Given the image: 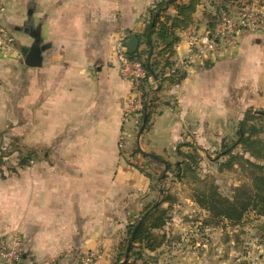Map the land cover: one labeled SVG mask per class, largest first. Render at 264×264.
Returning a JSON list of instances; mask_svg holds the SVG:
<instances>
[{
    "label": "crops",
    "instance_id": "crops-1",
    "mask_svg": "<svg viewBox=\"0 0 264 264\" xmlns=\"http://www.w3.org/2000/svg\"><path fill=\"white\" fill-rule=\"evenodd\" d=\"M158 1H7L2 22L15 41L0 57V115L13 103L15 130L53 147L45 150L46 161L0 179V233H22L25 264H77L79 253L115 242V233L120 238L133 215L119 196L133 191L136 173L120 159L117 143L132 137L139 114L124 118L131 86L120 74L115 45L136 34L139 49L145 46L140 37ZM206 12L202 3L194 23L179 31L176 57L186 54L190 32L207 28ZM235 47L264 57V31L242 32ZM227 55L222 49L216 57ZM218 58L198 60L185 78L164 82L159 96L179 105H164L147 135L181 130L175 126L183 119L176 117L188 118L190 107H201L207 120V70Z\"/></svg>",
    "mask_w": 264,
    "mask_h": 264
},
{
    "label": "rangeland",
    "instance_id": "rangeland-1",
    "mask_svg": "<svg viewBox=\"0 0 264 264\" xmlns=\"http://www.w3.org/2000/svg\"><path fill=\"white\" fill-rule=\"evenodd\" d=\"M221 1L203 0L209 18ZM226 49L225 59L216 57L221 49L210 57L219 60L207 70L211 78L207 98L212 103L207 120H203L206 114L202 108L194 106L188 118L187 113L176 117L183 119L175 126L181 130L147 135L153 123H146L141 131L145 107L133 113L139 116L132 137L123 135L117 143L120 159L136 173L133 191L119 196L125 201L124 205L120 200V205L128 204L127 213L133 215L127 217L120 238L115 233V242H103L94 256L90 253L97 249L79 253L77 264H122L134 228L152 209L144 236L134 243L130 264H264V232L258 228L264 223V215L258 211L264 209V203L259 200L246 211L242 203L248 190L258 191L256 187L263 182L255 178L264 172L249 162L264 166V57L252 48L243 52L236 47ZM154 80L148 81L144 93L154 87ZM146 94L147 101L150 96ZM162 101L179 105L178 99ZM5 109L6 115H0V179L4 181L20 175L21 169L46 161L45 150L53 149L25 136L29 131L17 132L13 103ZM159 113L157 110L153 118ZM243 120L247 122L245 137L250 139L239 143ZM175 131H181L180 136L174 135ZM137 147L149 154L134 156ZM163 161L169 170L159 180L165 169ZM221 199L234 201V206ZM236 209L242 212L240 219ZM219 211H227L232 218ZM129 254L130 250L127 258ZM19 264H25L23 258Z\"/></svg>",
    "mask_w": 264,
    "mask_h": 264
},
{
    "label": "built area",
    "instance_id": "built-area-1",
    "mask_svg": "<svg viewBox=\"0 0 264 264\" xmlns=\"http://www.w3.org/2000/svg\"><path fill=\"white\" fill-rule=\"evenodd\" d=\"M7 1L0 0V53L3 55L12 49L15 41L11 31L2 22V12ZM244 31H264V0H242L232 3L218 14L212 29L207 26L203 31L190 32L187 37L186 54L175 56L166 74H184L198 60L204 63L220 49L235 47L238 44L239 35ZM131 55L128 53L125 40H119L115 45V57L121 76L131 86L124 113L125 120H128L133 113H140L144 110V89L148 81L154 79L148 74L143 60ZM23 253V235L19 230L0 237V264H19ZM95 253H98V249L92 251L90 256H94Z\"/></svg>",
    "mask_w": 264,
    "mask_h": 264
},
{
    "label": "trees",
    "instance_id": "trees-1",
    "mask_svg": "<svg viewBox=\"0 0 264 264\" xmlns=\"http://www.w3.org/2000/svg\"><path fill=\"white\" fill-rule=\"evenodd\" d=\"M242 0H222L220 5H217L215 12L213 11V15L209 18L207 22V26L209 29H212L215 25L216 18L218 14L226 9L230 4L237 3ZM252 1V0H247ZM203 3V0H159L156 4V7L150 10V18L149 22L146 25L145 31L143 35L140 37L143 41L142 43L145 45L142 49H139L137 53L132 54V57H138L143 60L144 66L146 67L148 74L151 75L155 80L158 81V86L161 88L155 89L152 88L149 93H145L146 96H150L149 99L145 100V105L147 106V120L148 126L155 115L157 110L168 104H163V99L159 96L160 90L163 88L164 82H169L171 84L177 83L181 79L186 77V73L178 75L172 74L167 75L166 71L168 67L173 64L175 55H176V46L180 41L179 31L185 30L189 28L194 23V14L196 13L198 6ZM174 8V13H170L169 9ZM153 49V53L150 56V51ZM143 54L146 55V58H142ZM148 92V91H147ZM144 118V116H143ZM247 122L241 121L240 123V142L244 140H249L250 137H245L247 132ZM141 155L147 156L145 151H143L140 147H137L134 151V156ZM255 155V154H254ZM252 165H256L257 168L261 169L264 172V166L254 164L249 162ZM136 166V165H135ZM138 167V166H137ZM181 168H179V171ZM257 180H263L261 186L256 187L258 191H249L247 193V199L242 201L243 203V211L247 210L250 205L256 207L257 201H261L264 203V174L257 176ZM244 187L239 188L238 190L243 189ZM215 195H218L219 198H224L218 193V191L214 192ZM222 200V199H221ZM226 204H230V206H234V201L223 199ZM222 200V201H223ZM259 215H264V209H258ZM153 209L148 211L141 224L139 225L131 244L129 257L123 261L122 264H130L131 251L133 249L134 243L139 241L143 236V228L144 224L153 214ZM223 216H227L232 218L231 215L227 211H219ZM235 214H237V219H240L242 216V212L238 213V209H236ZM162 223L157 226L160 227ZM150 249H153V246H149ZM122 259L120 258L119 261Z\"/></svg>",
    "mask_w": 264,
    "mask_h": 264
},
{
    "label": "water",
    "instance_id": "water-1",
    "mask_svg": "<svg viewBox=\"0 0 264 264\" xmlns=\"http://www.w3.org/2000/svg\"><path fill=\"white\" fill-rule=\"evenodd\" d=\"M125 45L127 47V50H128V53L129 54H135V53H137V51L140 48V40H139V38H138V36L136 34H130L129 37H128V39L125 41ZM152 53H153V49H151V51H150V56L152 55ZM0 57H3V54L2 53H0ZM146 111H147V106H145L144 121H143V126L141 128V131L144 129V126L146 124V120H147V113H146ZM145 153L146 154H149L147 152H145ZM152 156L158 157L155 154H152ZM163 162H164V165H165V169H164L163 173L159 176V180H161L164 177V175L166 174V172L169 170L168 163L166 161H163ZM161 191H162V189H161ZM139 224H137L136 227L134 228L133 233H132V237L135 235V233H136V231L138 229ZM258 228L261 231L264 232V223L258 225ZM131 242H132V238H131V240L129 242V246L127 248L126 259H127V256H128L129 250H130Z\"/></svg>",
    "mask_w": 264,
    "mask_h": 264
}]
</instances>
